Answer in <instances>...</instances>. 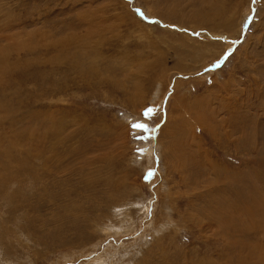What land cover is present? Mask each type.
<instances>
[{
    "label": "rangeland",
    "instance_id": "374dc122",
    "mask_svg": "<svg viewBox=\"0 0 264 264\" xmlns=\"http://www.w3.org/2000/svg\"><path fill=\"white\" fill-rule=\"evenodd\" d=\"M200 1L0 0V101L18 102L16 150H27L30 167L23 190L0 191V264H101L99 255L102 264H230L232 254L250 255L249 216L237 219L235 251L226 248L209 190L213 165L250 168L264 187V0H212L238 22L228 32L217 16L213 36L177 24L212 6ZM207 41L212 49L198 51ZM242 118L248 145L241 128L230 134ZM4 121L0 151L15 139ZM174 131L172 152H196L204 165L169 156ZM8 195L26 206L11 209ZM75 203L87 242L63 228Z\"/></svg>",
    "mask_w": 264,
    "mask_h": 264
},
{
    "label": "bare ground",
    "instance_id": "6f19581e",
    "mask_svg": "<svg viewBox=\"0 0 264 264\" xmlns=\"http://www.w3.org/2000/svg\"><path fill=\"white\" fill-rule=\"evenodd\" d=\"M200 2H203L205 4L207 3L209 5L212 4V6L206 8L204 10L197 11L195 13V15L193 14L195 19L190 20L191 22H182V24L181 23H177V22H174V23H177L178 25L180 24L182 26H189V27H192L195 30H198V29L206 30L207 33L210 34V36L211 35L213 36V35H217L216 25L218 24V22H216V17L220 15L219 16L220 18L223 17L222 18L223 19V21H222L223 23L222 24L226 27V28H222V29H225L228 32H231V31H233L235 29L234 27L237 25L238 22L236 23V25H234L232 22L229 21L230 19L226 18V11L223 9V7L221 8V4L220 3H217V1H213L212 2V0H202ZM214 3H216V4H214ZM149 11H150V9H149ZM171 12H169V13H171ZM154 13L157 14V12H154ZM166 13H167V11H166ZM163 18H164L163 21L166 22L167 18L164 17V16L162 17V19ZM183 18L184 17H182V19ZM169 19L167 21H169L170 23L173 24V22L170 21L171 19L170 20ZM165 22H162V23H165ZM143 24L147 25V27H149V29H152V30L155 27H157V26H155L157 24L149 25L148 23H145V22H143ZM166 28H168V27L166 26ZM185 36H187V35H185ZM186 39H188V38L186 37ZM217 39H219V38H217ZM209 44L210 45H214L215 41H214V43L209 42ZM209 44H208V41H207V42L201 44L200 46H197L198 51H201V52L202 51H204V52L210 51L209 49H212V48H211V46ZM211 53H212V51H211ZM211 53H209V54H211ZM213 53H215V52H213ZM3 58H2V56L0 57V77H1V74H2V72L4 70V67H5V65H4L5 58L4 59ZM216 59H217V57H216ZM1 97H3V96L0 94V98ZM179 100L181 101V98ZM11 101L12 102L8 101L10 103L9 105H5L4 103H6V102L0 101V112H2V113H4L5 111L7 112V116H5V117L0 116V123L3 124V121L5 119L4 124H6L5 128L9 129V132H8V133H10L9 136H12L13 138L15 137V139L9 141V144L7 145L6 149L0 151V191H5V190L9 191V189L12 188V186H16L17 189L23 190L25 188V184H26L25 180H27L29 178V173L28 172H30V170H29L30 167H28L29 164L27 165V162L25 160V158L27 156L26 155L27 154L26 148H25L26 151H24V152H23L22 148H21V150H22L21 152H20V150L19 151L16 150V143L18 141H20V138H19V135L17 134V132L15 131V128H13V126L16 123V121L14 120V117H15V115H14L15 104L18 103V102H16L17 100H15V99L11 100ZM6 104H8V103H6ZM11 105H13V106H11ZM169 105H170V103H169V100H168L167 104H166V109L169 107ZM166 112L168 113V111H166ZM24 115H25V118H26L27 116H26L25 113L22 114V116H24ZM31 115H32V113H31ZM199 116L202 117L201 119H203V117H204L201 114ZM199 116H198V118H199ZM30 117H29V119H30ZM22 119H24V117ZM28 122H29V120H28ZM30 122H31V120H30ZM231 122H232L231 123L232 129L230 130V134H233V131L234 132L237 131L236 130L237 128L238 129L241 128L242 135H243L242 138H244V140H243L244 141V145H248V141L249 140L248 141H245V140L250 138V134H252L250 132V124L243 118H242L241 122H239L237 120L236 121L232 120ZM240 124H241V126H239ZM40 126H42V125H40ZM35 127L38 128L39 126L38 127L35 126ZM30 128H33V127L30 126ZM175 128H176V126H175ZM22 130H27V133L31 132V130L27 129V128L26 129H22ZM35 130H37V129H35ZM176 133H177V136L180 137L178 135V132H176ZM42 135H43V133H42ZM32 136H34V135H32ZM171 136H173V139H172L171 142H169V145H168L169 146V150H170L169 151V154H170L169 156L170 157H171V155H173L172 158H174V159L176 158L177 160H181L182 161L180 163H185L186 162L185 164H182L184 167L187 166L188 164H192V163H193V166H195V164L199 165V166L204 165V163H205L204 159L203 158L201 159L199 154L196 153V152H194V154H192L190 152L191 155L189 153V157H188V153L187 152L176 153V151H175V153H173L172 149L175 147V143L178 144L180 140H179V138L175 137V131L171 133ZM34 137H36V136H34ZM22 140H24V139H22ZM26 144H27V142L25 143V145ZM22 145H23V143H22ZM33 145H31V148L33 147ZM37 146L38 145H36V147ZM23 147H27V146H23ZM28 147H30V145ZM28 147H27V149H28ZM49 147H50V145H49ZM12 148L15 149L16 151L13 150ZM42 148H43V146H42ZM30 153H31V151H30ZM41 155H44V154H41ZM193 156L196 157L194 161L192 160ZM41 157L45 158L44 156H41ZM188 161H190L192 163H188ZM207 164L208 165H206V166H211V162L210 161ZM212 169L215 170L216 183H215V185H213V187L209 191H211V193L213 195V197H210V198H212L211 201L213 203V205H212L213 213L212 214H213V218H214V224H215V226L217 228V230L214 231L215 234L216 233L220 234V237H222L223 242H224V246L226 248L228 247L230 250H234L235 251L236 244H237L238 241L233 236L236 235L237 219H238V217H241L243 215L249 216V218H250L249 229H250V231L252 230L251 231L252 235L254 233V235L252 236V237H254V240L249 241V243H250V246H249L250 255L247 256L245 254V257H238L236 261H233V258L235 256H234V254H232V257L228 260V262H230V264H264V187H262V188L259 187V189L256 187L255 182H254L255 181V178H254L255 175L253 176L252 169H250V168H247L246 170L243 169V171H240V173L234 172V171L225 170V169L221 168L220 166H214V165L212 166ZM40 175H42V174H40ZM45 175L46 174H44V176ZM71 178H73V172H69L68 180H71ZM221 178H223L224 181H222ZM14 192H15V190H14ZM12 195H8L9 196L8 197L9 200L7 201V203L10 202L11 207H12L11 209H14L15 206H16L15 207L16 210L20 209L27 202V201H23L22 200L24 202V204H17V202H19L21 200L20 199H15V197L12 196ZM38 196H39V194H38ZM57 196H58V194L55 193L54 197H57ZM215 200H216V202H215ZM217 200H218V202H217ZM76 204L77 203L74 204V208H73L74 209V213H70V212L66 211L65 224H64L63 228L69 230L70 232H73V234L75 235V237H74L75 241L82 240V241H86L87 242V241L92 239V236L89 233H87V228H86V225L84 224V217H83L84 213H83V210H82V206L81 205L78 206ZM141 205H142V203H141ZM78 207H81V208L79 209ZM70 208H72V207H70ZM148 209H149V206L147 207V210ZM242 219H244V218H242ZM242 231H244V230H242ZM244 235H246V234H244ZM239 240H240V238H239ZM237 247H238V245H237ZM217 250H218V248H217ZM246 250H247V248H246ZM106 252L109 253L108 251H106ZM206 257L209 258L208 255H206ZM96 260L100 261V263L102 264V263L105 262L106 258H104V257L99 255ZM207 261H208V264H211L210 259H207ZM204 262L199 261V260H195L194 264H205L206 262L205 263ZM223 264H225V263H223Z\"/></svg>",
    "mask_w": 264,
    "mask_h": 264
},
{
    "label": "snow or ice",
    "instance_id": "6c2138e0",
    "mask_svg": "<svg viewBox=\"0 0 264 264\" xmlns=\"http://www.w3.org/2000/svg\"><path fill=\"white\" fill-rule=\"evenodd\" d=\"M139 11V10H138ZM153 113V109L149 108V109H146L145 111V115L146 116H150L151 114ZM132 128L133 129H143V130H148V126L142 122H134L132 124ZM154 175V169H148L145 176H144V179L148 180L150 179L152 176Z\"/></svg>",
    "mask_w": 264,
    "mask_h": 264
}]
</instances>
